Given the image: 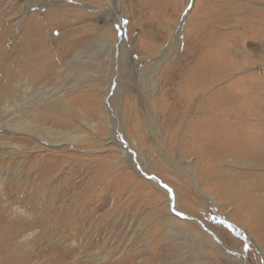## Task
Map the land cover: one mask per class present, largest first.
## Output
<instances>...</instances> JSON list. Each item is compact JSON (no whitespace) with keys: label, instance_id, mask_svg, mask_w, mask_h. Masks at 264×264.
I'll use <instances>...</instances> for the list:
<instances>
[{"label":"rangeland","instance_id":"374dc122","mask_svg":"<svg viewBox=\"0 0 264 264\" xmlns=\"http://www.w3.org/2000/svg\"><path fill=\"white\" fill-rule=\"evenodd\" d=\"M250 12L264 13V0H0V125L29 122L42 138L0 126V223L23 203L46 226L44 237L24 238L32 218H16V235L4 234L10 245L0 234L1 264L30 255L31 264H264V56L249 57L264 52L256 44L264 37L242 38ZM104 36L115 45L109 52ZM219 38L240 47L222 50ZM30 64L47 71L31 81ZM197 69L208 86L192 103ZM246 91L256 106L240 98L235 112L231 98ZM24 92L53 102L5 112ZM198 105L208 126L193 142ZM108 189V216L90 217L73 244L63 214ZM57 224L62 237L51 235Z\"/></svg>","mask_w":264,"mask_h":264},{"label":"bare ground","instance_id":"6f19581e","mask_svg":"<svg viewBox=\"0 0 264 264\" xmlns=\"http://www.w3.org/2000/svg\"><path fill=\"white\" fill-rule=\"evenodd\" d=\"M19 1V0H18ZM22 1L24 4H26V1L27 0H20ZM99 1H103V0H99ZM111 2H114V0H110ZM231 1V0H230ZM249 1V0H248ZM232 2H238V0H232ZM97 3V2H96ZM100 3V2H99ZM110 3V2H109ZM141 3V2H140ZM228 3V2H227ZM112 4V3H111ZM110 4V5H111ZM142 4V3H141ZM151 4V3H150ZM108 5V4H107ZM235 5V4H233ZM30 7V6H29ZM150 7V6H149ZM240 7V6H239ZM148 8V7H147ZM243 8V7H242ZM241 9V8H240ZM143 10V9H142ZM224 11V10H221V12ZM239 12V11H238ZM240 13V12H239ZM256 12H254L253 14H255ZM235 14V13H234ZM253 14H251V12L249 13L248 17H247V20L245 21V24H246V28H247V32L245 33V36H242V38L244 40H252V42L254 41V39L256 40V37L257 35H262L264 37V13H261V12H258L256 18L253 16ZM233 15V14H232ZM252 15V16H251ZM228 16V15H227ZM230 16V15H229ZM226 18V17H225ZM232 19V18H231ZM241 19V18H240ZM151 20V19H150ZM256 20V21H255ZM217 22V21H216ZM253 24L256 28H253V29H250L249 28V25L250 24ZM217 25V24H216ZM242 28H243V25L241 24ZM226 28V27H225ZM233 28L235 29L236 27L234 25H231L229 28H226V30L228 29V31H232ZM224 30V28H223ZM218 32V31H216ZM215 32V33H216ZM233 36V35H232ZM227 36H225L226 38ZM235 37V36H234ZM237 37V36H236ZM250 37H253V39H251ZM259 38V37H258ZM234 39V38H232ZM242 39V40H243ZM221 40V41H219ZM219 43H217V46H219V48H221L222 50L226 47H235V46H239L238 45V41L236 42H229V40H224V39H220L219 38ZM231 40V39H230ZM237 40V39H235ZM258 40V39H257ZM112 43L111 39L107 38L106 36H104L103 38L99 39V43L106 48V51H108V49L112 48V45H110V43ZM251 42V43H252ZM125 43H126V39L125 38H122L121 40V44L119 46H121V49H120V55L122 54L123 55V58H124V61L125 63H128V53L126 52L125 50ZM231 43V45L229 44ZM249 43V42H248ZM255 43V42H254ZM246 44V43H245ZM244 44V45H245ZM256 44L258 46L264 44V38H260ZM248 45V44H247ZM250 45V44H249ZM95 46V45H94ZM109 47V48H108ZM115 45H113V48L114 49ZM231 47V48H232ZM248 47V46H247ZM91 48L90 47H85V49L82 51L83 53L87 54L88 50ZM236 48V47H235ZM235 48H232V49H235ZM5 50V49H4ZM237 50V49H236ZM235 50V51H236ZM111 51V50H110ZM231 51V50H229ZM82 52L78 53L76 55V58H82ZM109 52V51H108ZM3 47H0V58H3ZM248 54V53H247ZM110 56V55H109ZM262 56H264V52H260L258 53L256 56H252L249 54V57H254V59H259L261 58ZM205 58V57H204ZM209 58V57H208ZM213 58V57H212ZM210 58V59H212ZM200 59V58H199ZM254 59H249L250 61H252V63L254 62L253 60ZM122 59L120 58V61ZM206 60V59H205ZM217 60V59H216ZM109 61V57H108V60ZM103 62L106 63V60L103 58ZM202 63V62H201ZM206 63V62H205ZM103 65V64H102ZM212 64H208L209 66V70H211V66ZM217 65V64H216ZM216 65H213L214 67ZM207 66V65H205ZM199 68V67H198ZM205 68V67H204ZM207 70V71H209ZM47 71L46 67L43 66L42 64H39L37 65L36 67H34L32 64L30 65H27V67H25V74L29 75L27 77H29V79L31 81H33V79L35 78H38L40 77L41 75L44 74V72ZM197 72H199V70L197 69L196 70ZM43 72V73H42ZM210 72V71H209ZM253 72V71H251ZM258 71H254L253 74L257 73ZM200 73V75H199ZM197 76H195V80L193 79L192 81V92H193V96L191 97V101L192 103H196V98H197V91L199 89H204L205 87L208 86L207 84V81L204 80V78H202L201 76V72H199ZM208 73V72H207ZM205 74V73H204ZM31 76V78H30ZM205 76V75H204ZM208 76V75H207ZM33 77V78H32ZM206 78V77H205ZM261 78V76L259 75V79ZM262 83V82H261ZM10 84V83H9ZM193 85H194V89H193ZM258 87H262L264 88L263 84L260 85V82L257 84ZM256 85V86H257ZM36 87V86H35ZM196 88V90H195ZM30 89V88H29ZM36 89V88H35ZM38 90H35L34 94H33V97H32V100L36 97V95L39 93L41 94V91H40V88L37 87ZM10 90V88H6L4 89V93L5 92H8ZM15 90L17 91L18 90V84H16L15 86ZM31 90H34L31 88ZM52 92V91H51ZM191 92V91H190ZM191 92V93H192ZM25 93V92H24ZM50 93V92H49ZM232 94H235V93H232ZM191 95V94H190ZM42 99H35L34 102L32 101L31 102V95L28 94L27 92L21 97H17L12 100V101H9L8 104H10L12 107L11 108H8L5 106L4 110L5 112H10L12 110V108H15V109H19L22 111V114L23 112H25L27 109H32L34 107H46L48 103H52L51 100L48 98L47 95H42ZM252 96V93H249V92H245L243 95L239 96V98L237 99H232V104L231 106L233 107V109L235 110V112H239V110L242 108V106L239 104V101H240V98L242 99V102H243V107H255V103H254V99L250 98ZM29 97V98H28ZM111 96L109 95V93L107 92L106 93V108L108 110V106L107 104H110V98ZM190 97V96H189ZM52 98V97H51ZM32 103V105H31ZM188 106V105H187ZM110 107V106H109ZM198 109H201L199 108V105H198ZM3 113V112H2ZM21 114V115H22ZM29 114H30V111H29ZM221 114V112H219V115ZM10 122H13V123H10ZM9 122V125H6L5 123L0 125L1 127H5V128H10V130H15L16 132L18 133H21V134H26L30 137H33L35 139H37L38 141L42 140V138L40 137L41 135H39V133H37V127L36 125L32 124V123H29V122H25V121H10ZM206 122V119H205V110L204 109H201L200 110V113L199 115L194 119L192 120L191 122V134H190V140H192L193 142H195L196 140L198 139H204L206 138V133H205V130L204 128L206 126H208V124H205ZM223 124H225V121H222ZM96 132V131H94ZM112 133V132H111ZM113 134V133H112ZM68 138V139H67ZM65 139H67L66 142H74L76 141L78 138H69V136H67ZM114 140V138H112ZM116 141V140H115ZM55 145V144H54ZM4 147L2 145H0V149H3ZM152 182L153 184L156 186V187H160L163 188L164 186L156 179V178H152ZM76 187L73 186L70 190L73 191L75 190ZM109 190H107V193L106 195H96V197L94 196L93 198H86L84 201H88V203L84 204L83 206H80L78 209V213H74L73 211H68L67 213H64L63 214V217H62V220H61V224L63 225V229H62V233L65 235V238L72 240V243L75 245H79V239H80V235L82 233V228L86 226V223L87 221H89L93 215L97 214V213H101L103 211L104 214H106V216H108V214L106 212H104V208L107 207V205L109 204V201L111 200V197H112V194L109 193ZM165 191H167L166 189H163ZM104 191V190H103ZM168 192V191H167ZM100 199H103L102 202H100L99 200ZM20 206L13 212L16 216L14 219L12 220H8V217H6L4 219V223H0V234H2L4 236V242L3 243H6L8 245L11 238L12 237H9V238H5V232L7 231L9 233V235L11 236H14L16 235V231H15V228H14V225L15 224H19L20 222L17 221L16 218L18 217H21V218H25L27 215H29L32 219L31 221L29 222V228L27 230V232L29 233L28 235L26 233H24V238H28L29 236H33L34 239H37L39 236H41L42 234L45 233L46 231V226L43 225V224H37V220L35 218H33V215L28 211V208L27 206L25 207L23 205V203H20L19 204ZM91 208V211L88 215H85V211L89 212L88 209ZM248 211V210H246ZM173 215H178V213L173 210ZM262 219L264 220V214H262ZM67 220V223H65V221ZM82 220L84 222V226H83V223H82ZM178 219L174 218V221L169 225L167 229V235L169 236L170 239H174L172 240L173 242L176 241V239H178V235H177V232H179L178 230ZM82 223V224H81ZM79 224H81V226H79ZM191 225V224H190ZM194 227V226H193ZM49 228V227H48ZM57 228H58V224L56 226H53L52 230H55L54 233H51V235H60L62 237V235L57 231ZM184 230L187 231L188 233L191 234V231L189 230V228L187 227H184ZM200 234H203V236L207 239V237L205 236L204 233H200ZM200 234L198 233V235L200 236ZM223 234H227V233H223ZM95 235V233L93 234ZM97 237H96V240L99 239V235L96 233ZM177 236V237H176ZM262 236V235H261ZM41 237H44V236H41ZM208 240V239H207ZM158 242V241H157ZM209 242V241H208ZM155 243V242H154ZM153 243V244H154ZM168 245L169 247L172 246V243L171 242H168ZM151 246V245H150ZM154 249V248H153ZM148 256H153V257H149L148 260L152 261L153 263L160 257V255L158 253H156V250H153V252L151 253V251H149V255ZM35 256L34 255H30V256H27L23 259H16V260H13L12 261V264H31V262L33 261V258ZM11 258H8L6 259L5 261L9 260ZM130 260L133 259V257H129ZM205 259V258H204ZM121 262V261H120ZM130 261L129 260H125V261H122L121 264H128ZM146 263V260L144 259L142 264H145ZM1 264V262H0ZM166 264V263H164ZM187 264H196V262H194V260L192 258H190V261L187 263ZM206 264V263H204Z\"/></svg>","mask_w":264,"mask_h":264},{"label":"snow or ice","instance_id":"6c2138e0","mask_svg":"<svg viewBox=\"0 0 264 264\" xmlns=\"http://www.w3.org/2000/svg\"><path fill=\"white\" fill-rule=\"evenodd\" d=\"M124 23H127L126 21Z\"/></svg>","mask_w":264,"mask_h":264}]
</instances>
